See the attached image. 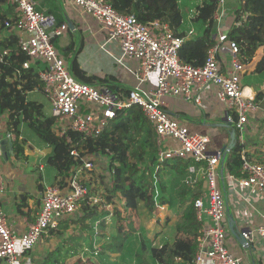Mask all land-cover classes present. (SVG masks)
Masks as SVG:
<instances>
[{
	"label": "built area",
	"instance_id": "2783aa9c",
	"mask_svg": "<svg viewBox=\"0 0 264 264\" xmlns=\"http://www.w3.org/2000/svg\"><path fill=\"white\" fill-rule=\"evenodd\" d=\"M70 1L102 25L107 37L102 44L103 48L108 43H115L120 50V57L117 59L120 63L124 64L126 58L139 62L136 69H129L138 84L124 94L79 80L52 42L48 29L54 24L53 16L40 11L37 0H8L15 7L16 19L7 20L5 25L16 32L18 48L28 56L23 64L24 68L37 62L43 65L39 78L51 103L55 131L67 142H71L70 131L79 132L87 138L97 137L118 111L139 106L157 134L158 161L162 163L191 157L194 163L189 166L184 182L196 186L201 176L206 180V187L200 190V195L194 202L203 227L197 237V251L192 264H242V258L227 246L230 231L226 222V204L218 186V169L224 163L225 149L210 153L208 148L211 136L192 132L185 123L169 114L163 101L166 96H182L199 104L202 90L208 85H214L217 87L219 101L228 110L227 123L238 129V138L243 140L244 124L248 115L259 109V104L256 94L246 93L242 85L245 63L240 56L238 44L228 39V34L222 30L229 20L230 29L241 24L236 20L235 10L229 13L227 0H218L214 15L216 43L208 50L205 63L195 66L181 60L179 50L184 37L177 35L167 22L161 19L142 22L135 14L119 13L107 0ZM183 1L179 0V3ZM193 2L194 0H188V4H192L187 8L186 37L196 34L193 19L196 16L195 5L199 2L194 5ZM67 28L66 23L57 26L53 34L61 35ZM226 50L229 60L224 64L220 57ZM153 73L157 74L156 86L143 89L142 83ZM5 137L12 142L16 139L12 131H8ZM3 138L0 135V261L2 264H20L23 250L35 247L41 239L51 234V230L59 227L61 220L78 210L80 202L89 191L88 186L81 182L79 174L83 168L96 169L97 164L95 159L80 157L78 150L72 149L71 155L80 158L82 167L69 176L65 187L45 184L42 206L35 221L24 232H18L9 223L3 206L6 192L1 168V162L6 156ZM242 160L243 175L237 177L227 173V179L231 182L239 181L244 187L264 194V163L249 160L245 151L242 152ZM196 163L200 166H196ZM157 183L155 176L156 197L159 195ZM100 200V197L93 198L94 203ZM112 216L113 212L106 216V223ZM205 216L209 220H205ZM100 222L94 223V233L88 239L89 245L83 247V255H102L104 249L100 239ZM242 234L247 245L252 244L256 236L264 243V225L253 230L247 229ZM123 264H137V261L129 260Z\"/></svg>",
	"mask_w": 264,
	"mask_h": 264
},
{
	"label": "trees",
	"instance_id": "16d2710c",
	"mask_svg": "<svg viewBox=\"0 0 264 264\" xmlns=\"http://www.w3.org/2000/svg\"><path fill=\"white\" fill-rule=\"evenodd\" d=\"M107 1L119 13L135 14L142 22L154 19L167 22L177 35L184 37L179 55L185 63L203 65L208 50L216 43L214 15L218 0H201L195 5L193 24L196 34L191 37H186L185 27L188 0L182 3L179 0ZM235 14L236 20L241 24L232 27L227 38L236 41L245 64L262 48V56L255 70L263 71L264 0H239ZM15 19V7L8 0H0V118L6 114L7 130L13 131L17 136L9 154L13 153L16 158H27L25 146L28 139L23 135V128L26 127L37 138L35 141L41 147L51 149L44 159L52 176L51 184L65 187L69 176L82 167L80 158L71 155L72 149H77L80 157L96 159L106 156L110 168L108 180L103 173H97L95 168L81 170L80 180L88 186V194L73 215L61 220L59 227L51 230L52 235L62 236L73 228L79 231L77 235L69 234L63 240L64 243L74 242L71 254H63L61 248H58L41 264H65L69 256L78 253L85 234L88 239L92 237L96 221H101L100 239L104 253L100 259L104 263V259L110 254L119 253L122 263L136 260L137 264H192L197 251V237L203 227L194 205L200 190L197 186L184 182L194 160L189 157L159 162L157 134L143 110L136 105L118 111L97 137L87 138L74 131L69 133L71 142L60 137L54 129V118L44 111V104L29 96L31 92L43 90V82L39 78L43 65L37 62L24 68L23 64L28 56L18 48L16 32L5 25L7 20ZM4 30H8V33L5 34ZM70 68L78 79L86 83L106 80L88 75L77 59H74ZM233 127L238 133V129L234 125ZM243 148L244 145L238 140L223 163L224 171L237 177L243 175ZM247 158L252 161L249 156ZM155 176L159 188L157 197ZM94 197H100L101 200L94 203ZM107 204L112 206V210L105 207ZM163 205H168L179 217L175 225L174 240L172 243H163L160 247L153 245V241L146 235L143 221ZM110 212H113V218L117 222L111 235L107 232L105 220ZM131 212L137 214L135 216L139 218V226L132 221H135V216L130 215ZM108 238L110 240L107 241ZM32 249L27 253L30 254ZM88 264L97 263L90 258ZM109 264L118 262L111 261Z\"/></svg>",
	"mask_w": 264,
	"mask_h": 264
},
{
	"label": "crops",
	"instance_id": "0c3cea01",
	"mask_svg": "<svg viewBox=\"0 0 264 264\" xmlns=\"http://www.w3.org/2000/svg\"><path fill=\"white\" fill-rule=\"evenodd\" d=\"M232 4L230 1L226 5L229 13L234 10L230 6ZM37 8L45 14L53 16L54 24L48 29L52 34L57 26L65 23L68 25L64 33L52 37V42L58 52L65 58L69 68L74 59H77L80 67L88 75L106 79L97 80L92 84L100 85L116 93L123 92L127 94L130 89L138 84L136 77L129 69H136L139 62L126 58L124 59V64L120 63L117 60L120 57V50L115 43H108L103 48L102 44H104L107 38L106 32L94 17L82 11L70 0H37ZM69 22L72 23V27L69 25ZM228 25H230V20L228 21ZM228 25L222 28L225 34H228L231 30ZM185 27L188 29V25ZM4 33H8V30H4ZM261 56L262 48L257 51L254 58L248 64H245V72L242 77V81L246 79L245 77H251L248 79L251 83L243 86L246 93L256 94L259 109L248 115V120L244 124L242 132V141L238 138L237 133V141L239 140L244 145L243 151H245L246 156H249L252 158V161L258 163H264V70H255ZM220 59L224 64L229 60L228 50L221 54ZM155 74H151L142 83L141 87L143 89H152L156 86ZM29 96L31 99L43 103L45 113L52 117L51 103L44 90H36L31 92ZM200 96L202 100L199 104L194 101H188L182 96H166L163 97V101L169 114L180 122L185 123L192 132L211 136L210 133L216 128V132L218 131L220 136L218 135L219 138H215L217 140H213L211 136L210 144L214 141V145L210 146L209 144L208 150L210 153H214L217 150L225 149V162L229 157L228 145L231 141L230 124L226 120L228 110L219 101L216 86L208 85L202 90ZM45 101L47 102L48 109H45ZM8 131L5 114L3 118H0V135L4 137L3 139L6 138L5 135ZM23 135L28 139V144L25 146L27 158H16L13 153L9 154L10 152L8 151V155L1 162L6 184L3 206L9 223L18 232H24L28 228V225L35 221L42 206L41 199L45 184H51L50 179L52 177L44 162L45 156L51 149L41 147L35 141L37 138L32 133H29L26 127L23 128ZM195 165L200 166L199 163ZM226 174L224 165L221 163L218 169V186L222 191L226 204V222L228 227L230 219H233L234 227L240 233L244 229L253 230L259 225H264V194L244 187L239 181L231 182L227 179ZM201 177L199 183L196 185L199 190L206 187V180ZM108 208L112 210L111 205ZM160 208H162V211L165 210V221L173 220L176 222L178 220L179 215L175 214L168 205H163ZM160 208L156 213H159ZM159 218L157 215L154 221L155 224L158 223ZM204 218L205 220H209L208 216ZM106 224L107 232L111 235L115 231V225L111 226L109 222ZM168 228L170 227L167 226L165 229L158 226L157 232H165ZM175 235L176 229L174 230L172 241ZM51 236L52 234L48 237ZM46 238L41 239L36 247H33L30 251L31 255L35 248L44 246L42 242ZM108 240L110 239L108 238ZM172 241H168V243H172ZM227 246L230 251L242 258V264H264V243L259 236L255 237V241L252 244L247 245L241 243L236 235L230 231L227 238ZM27 251L29 250H23L21 257H23L24 253L25 258H27L30 255ZM87 257L92 258V261L97 263L96 259H100L102 255L99 257ZM104 261L106 264H109L111 261L123 264L120 261L119 253L110 254ZM105 263L103 262V264ZM0 264H2L1 261Z\"/></svg>",
	"mask_w": 264,
	"mask_h": 264
},
{
	"label": "rangeland",
	"instance_id": "374dc122",
	"mask_svg": "<svg viewBox=\"0 0 264 264\" xmlns=\"http://www.w3.org/2000/svg\"><path fill=\"white\" fill-rule=\"evenodd\" d=\"M200 0H194L193 2V5L196 4V2H199ZM232 2L233 4L230 5L232 9H236L237 8V2L239 0H227V4L228 2ZM190 6L192 3H189ZM48 32L53 36H55L54 34H52V32L50 30H48ZM54 41V39H53ZM153 75V74H152ZM156 78H157V74H155ZM246 79L244 81H242V85H245L247 83H251V81H249L248 79H250L251 77H245ZM263 99H264V93H263ZM262 99V100H263ZM45 109H48V106H47V102L45 101ZM28 131V130H27ZM211 136L213 138V140L215 138L218 137L219 133L218 131L216 132V128L215 130H213L211 133ZM220 136V135H219ZM219 138V137H218ZM217 140V139H215ZM214 145V141L210 144V146ZM96 161V164H97V173L101 174L103 173L106 177V179L108 180V177H109V164H108V158L106 156L104 157H98L95 159ZM165 210L162 211V208H160V211L159 213H154L152 214L151 216H147V218H145V220L143 221V226H144V229H145V232H146V235L148 236V238L150 237L153 241V245H156V246H159V245H162L164 242H168V241H172L173 239V236H174V230H175V221H165ZM156 214V215H155ZM77 215V213L75 214V216ZM130 215H137L135 212H131ZM129 215V216H130ZM159 216L160 218L158 219V223H154L155 221V218L156 216ZM132 218V217H130ZM112 219V220H111ZM111 221H109V224H111V226H113L114 224H116L117 222L115 221V219L113 220V217H111ZM136 226H139L137 224V222H139V218L138 216H135V221L134 219L132 220ZM158 226H161L163 228H168L165 232H157V229H158ZM114 230V229H112ZM79 231L78 230H75L74 228L73 229H70L68 230L65 234L62 235H52L51 237H48L46 239L43 240V244L44 245L43 247H37L35 248L33 254L30 256H27V258H25V255L23 253V257H21V264H41V262L46 259V257L54 252V250L58 249V248H61V253H70L71 254V251L70 249H72V247L74 246V242H70V243H64V238L66 236H68L69 234H78ZM85 238L81 240V245L79 246V249H78V253L73 255V256H69V258H67V261L65 264H88V260L90 258L87 257L86 254H82V251H83V247L84 246H87L89 245V240H88V237H87V234H85L84 236ZM231 238V237H230ZM36 247V246H35ZM148 256L150 254H147ZM23 258V259H22ZM62 258V257H61ZM105 257H103L104 259ZM92 259V258H91ZM23 260V261H22ZM97 260V264H103V262L98 258L96 259Z\"/></svg>",
	"mask_w": 264,
	"mask_h": 264
},
{
	"label": "water",
	"instance_id": "95a60500",
	"mask_svg": "<svg viewBox=\"0 0 264 264\" xmlns=\"http://www.w3.org/2000/svg\"><path fill=\"white\" fill-rule=\"evenodd\" d=\"M69 25L72 27V23L71 22H69ZM230 129H231V141H230V143L228 145V150L229 151L237 143V131L235 130V128L231 124H230ZM8 146L10 147L9 148V152L12 151L13 142L10 141V140H8V139H6V138L3 139V148L6 151V155H8V153H9L7 151ZM229 228H230L231 233H233L234 235H236V237L241 241V243L247 244V240L243 237V234H242V232L245 231V230H247V229L242 230L241 233L239 231H237L236 230V227H234L233 219H230Z\"/></svg>",
	"mask_w": 264,
	"mask_h": 264
}]
</instances>
